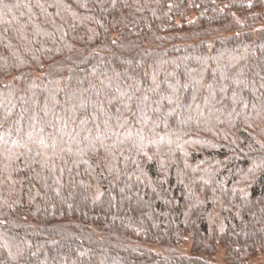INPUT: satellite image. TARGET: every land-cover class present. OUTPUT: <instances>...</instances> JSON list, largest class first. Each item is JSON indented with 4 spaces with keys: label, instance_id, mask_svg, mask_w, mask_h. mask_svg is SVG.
I'll return each mask as SVG.
<instances>
[{
    "label": "trees",
    "instance_id": "16d2710c",
    "mask_svg": "<svg viewBox=\"0 0 264 264\" xmlns=\"http://www.w3.org/2000/svg\"><path fill=\"white\" fill-rule=\"evenodd\" d=\"M0 264H264V0H0Z\"/></svg>",
    "mask_w": 264,
    "mask_h": 264
},
{
    "label": "rangeland",
    "instance_id": "374dc122",
    "mask_svg": "<svg viewBox=\"0 0 264 264\" xmlns=\"http://www.w3.org/2000/svg\"><path fill=\"white\" fill-rule=\"evenodd\" d=\"M223 251L222 250H220L219 252H218V254L216 255V261L218 262V263H223Z\"/></svg>",
    "mask_w": 264,
    "mask_h": 264
}]
</instances>
